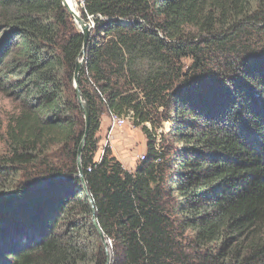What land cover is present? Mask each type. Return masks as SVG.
<instances>
[{
  "label": "trees",
  "instance_id": "16d2710c",
  "mask_svg": "<svg viewBox=\"0 0 264 264\" xmlns=\"http://www.w3.org/2000/svg\"><path fill=\"white\" fill-rule=\"evenodd\" d=\"M87 16L81 179L83 36L61 0H0V264H107L88 195L109 264H264V0H84ZM103 112L144 136L133 170L108 146L94 159Z\"/></svg>",
  "mask_w": 264,
  "mask_h": 264
},
{
  "label": "rangeland",
  "instance_id": "374dc122",
  "mask_svg": "<svg viewBox=\"0 0 264 264\" xmlns=\"http://www.w3.org/2000/svg\"><path fill=\"white\" fill-rule=\"evenodd\" d=\"M81 16V10L78 8ZM77 26V25H76ZM78 28V26H77ZM13 114L12 105L8 100L0 93V152H3L2 135L4 134L7 118ZM106 113L103 112L100 118V127L97 133L99 139L98 149L94 156L97 161L103 154V149L109 147L112 155L121 162L122 166L127 170H133L140 156L146 152V140L142 135L139 128H134L127 121L123 127L114 129L112 131V137L106 140V132L109 126ZM167 131V124L164 125Z\"/></svg>",
  "mask_w": 264,
  "mask_h": 264
},
{
  "label": "water",
  "instance_id": "95a60500",
  "mask_svg": "<svg viewBox=\"0 0 264 264\" xmlns=\"http://www.w3.org/2000/svg\"><path fill=\"white\" fill-rule=\"evenodd\" d=\"M62 5L65 7V9L68 11V13L70 14V16L73 19V22L78 26V29L80 30V33L83 36V47L82 50L79 54V58L76 61L75 64V69H74V73H73V86L75 89V94L77 97V100L79 102V104L81 105L83 112H84V119H85V134L83 136V139L79 145L78 148V152H77V167H78V172H79V176L82 179V168H81V152H82V148L84 146V142L86 140V136H87V132H88V127H89V112H88V108L87 105L85 104V102L82 99V95L81 92L78 88V76L80 73V69L82 67L83 61L85 60V54H86V46L88 44V40H89V36H90V25H89V19L88 18H82L81 16L79 17L72 9L71 7L65 2V0H61ZM86 191V188H85ZM87 193V191H86ZM88 195V194H87ZM88 201L90 204V208H91V222L97 232V234L99 235L104 247H105V252H106V256H107V264L110 263V252H109V248L107 247V242L104 238V235L101 231V229L99 228L97 221H96V213H95V209L92 203L91 198L88 195Z\"/></svg>",
  "mask_w": 264,
  "mask_h": 264
},
{
  "label": "built area",
  "instance_id": "2783aa9c",
  "mask_svg": "<svg viewBox=\"0 0 264 264\" xmlns=\"http://www.w3.org/2000/svg\"><path fill=\"white\" fill-rule=\"evenodd\" d=\"M77 2V6L80 10L83 9L84 7V0H75ZM86 18L89 19V25H90V28L92 29L94 27V23H93V20H92V17L91 16H87ZM123 23H126L125 21H122ZM130 119V116H118L117 114H114V113H109L108 114V121H109V126L107 128V132H106V140H109L111 139L112 137V131L114 129H117V128H121L124 126V124L129 121ZM143 155L140 156V159H143ZM89 170V169H88Z\"/></svg>",
  "mask_w": 264,
  "mask_h": 264
},
{
  "label": "bare ground",
  "instance_id": "6f19581e",
  "mask_svg": "<svg viewBox=\"0 0 264 264\" xmlns=\"http://www.w3.org/2000/svg\"><path fill=\"white\" fill-rule=\"evenodd\" d=\"M65 2L71 7V9L79 16L77 2L75 0H65ZM80 17V16H79Z\"/></svg>",
  "mask_w": 264,
  "mask_h": 264
},
{
  "label": "crops",
  "instance_id": "0c3cea01",
  "mask_svg": "<svg viewBox=\"0 0 264 264\" xmlns=\"http://www.w3.org/2000/svg\"><path fill=\"white\" fill-rule=\"evenodd\" d=\"M106 117L108 118V115H106ZM107 121H108V119H107Z\"/></svg>",
  "mask_w": 264,
  "mask_h": 264
}]
</instances>
